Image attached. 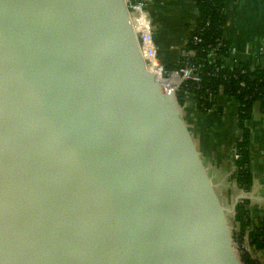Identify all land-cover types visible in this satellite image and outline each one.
<instances>
[{
  "label": "water",
  "instance_id": "95a60500",
  "mask_svg": "<svg viewBox=\"0 0 264 264\" xmlns=\"http://www.w3.org/2000/svg\"><path fill=\"white\" fill-rule=\"evenodd\" d=\"M140 36L126 0H0V264H234Z\"/></svg>",
  "mask_w": 264,
  "mask_h": 264
},
{
  "label": "crops",
  "instance_id": "0c3cea01",
  "mask_svg": "<svg viewBox=\"0 0 264 264\" xmlns=\"http://www.w3.org/2000/svg\"><path fill=\"white\" fill-rule=\"evenodd\" d=\"M148 11L154 24L160 62L168 67L179 63L199 18L196 0H151ZM225 15L223 42L229 46L230 56L223 60L224 66L232 69L250 62L264 70V56L260 55L264 47V0H225ZM171 81L177 83L178 76H173ZM189 98L190 104L196 108L195 100ZM227 102L229 111L225 107ZM182 117L190 134L200 137L199 156L202 163H208L210 177H207L218 202L221 196H227L224 202L229 199L237 209L238 204L247 201L252 223L263 220L264 112L260 103L255 105L252 118L246 124L250 132V167L253 175V186L249 191L243 190L237 182V146L243 135L238 123V102L224 95L215 98L214 108L206 114L209 122L201 118L196 122L185 114ZM224 212L226 217L235 215V210L232 213L228 210ZM260 254L264 261V251Z\"/></svg>",
  "mask_w": 264,
  "mask_h": 264
},
{
  "label": "trees",
  "instance_id": "16d2710c",
  "mask_svg": "<svg viewBox=\"0 0 264 264\" xmlns=\"http://www.w3.org/2000/svg\"><path fill=\"white\" fill-rule=\"evenodd\" d=\"M197 8L199 18L196 28L185 48V53L195 52L196 56L190 58L183 55L179 63L168 69L180 70L188 63L198 69L201 81H185L176 91L175 98L183 108L185 97H192L197 110L203 114H208L214 108L215 98L219 95L238 102L239 127L243 135L237 146V182L243 190L249 191L253 175L250 167V132L246 124L252 118L257 103H260L264 112V70L250 62L232 69L224 66L223 60L230 56L229 46L223 42L225 0H197ZM195 37L202 39V42L196 43ZM214 48L219 49L220 59L211 62L208 53ZM247 206V201L238 204L234 225L228 223L221 228L228 243L226 256L234 264H264L253 259L245 249L249 243L256 250L264 251V219L253 224Z\"/></svg>",
  "mask_w": 264,
  "mask_h": 264
},
{
  "label": "built area",
  "instance_id": "2783aa9c",
  "mask_svg": "<svg viewBox=\"0 0 264 264\" xmlns=\"http://www.w3.org/2000/svg\"><path fill=\"white\" fill-rule=\"evenodd\" d=\"M150 2H151V0H126L127 8H128L130 15H132V13L138 12L139 14L144 15L145 18L147 17L149 20L147 29L145 30V27H146V24H145V25L141 26L143 28H141L139 30L138 26L134 23V21H132L131 16H130V19L132 21V25H133L135 32L140 33V35H141L140 39H139V45H140L142 56L144 57V59L147 63L148 69H150L149 64L152 61V59H149L148 55L153 54V58L159 63L158 68L161 70V73L166 78H172L173 76H178L179 81L176 84V86L172 90H170V91L168 90L169 93L175 94L176 91L178 90V88L185 81L200 82L201 81L200 74H199V71L197 68H195L194 66H192L188 63H186L185 66L180 70H172L169 72L168 70L165 69V67L162 65V63L159 62L160 60L158 61L159 58H158L157 48L155 45L154 30H153V26H152V22H151V17H150L149 11H148V6H149ZM194 40L196 43L202 42V39H200L198 37H195ZM229 51H230V48H229ZM184 55H186L190 58H194L196 56V53L195 52H188V53L184 52ZM260 55L264 56V47L261 49ZM208 58L211 62L218 61L220 59L219 49L218 48L212 49L208 53ZM151 73H153V72H151ZM237 157H238V155H237ZM234 223H235V221H234ZM245 249H246L247 253L253 259L257 260L259 263H264V261L260 258L261 257L260 252H263V251L256 250L249 243L246 244Z\"/></svg>",
  "mask_w": 264,
  "mask_h": 264
},
{
  "label": "rangeland",
  "instance_id": "374dc122",
  "mask_svg": "<svg viewBox=\"0 0 264 264\" xmlns=\"http://www.w3.org/2000/svg\"><path fill=\"white\" fill-rule=\"evenodd\" d=\"M196 5H197V0H196ZM154 23H155V22H154ZM153 25H154V24H153V21H152V26H153ZM191 29H192V28H191ZM189 38H190V36H189ZM188 41H189V39H188ZM155 43L158 45V41H157L156 36H155ZM184 51H185V49H184ZM183 54H184V52H183ZM164 67H165V69L168 70L169 72L171 71V70L168 69V66L165 65ZM221 96H222V95H221ZM221 96H217L216 99H219ZM221 99H223V98H221ZM221 99H220V100H221ZM225 107L228 108V111H229V102H227V103L225 104ZM182 110H183L182 114H185V115H187V116L192 117L193 119H195L196 122H198L200 118H201V120H207L208 122L210 121V118L206 117V114H203V113L199 112V111L197 110V108L194 107V105L190 104V98H189V96H186V97H185V104H184ZM231 111H232V110H231ZM201 114H202V115H205V116H202ZM228 117H229V116H228ZM238 123H239V122H238ZM239 128H240V127H239ZM190 139H191V143H192V146H193V148H194L196 154L199 155V152H198V146H200V145H199V144H200V137H199V138H196V137H194L193 135H191V138H190ZM202 164H203V166H205V168H206L205 173L209 176V173H208V163L205 162V163H202ZM209 177H210V176H209ZM252 186H253V184H252ZM224 198L226 199L227 196H221V197L219 198L220 203H218V204L216 205V208H217L219 211H221V210H223V211H224V210H228V211H230L231 213L234 212V210H235V215H234V217H228V216H227V220L229 221V223L232 224V225H234V221H235V217H236V209H235V208H236V204H235V205H232L233 202H229V199H227V200H228L227 202H224Z\"/></svg>",
  "mask_w": 264,
  "mask_h": 264
},
{
  "label": "bare ground",
  "instance_id": "6f19581e",
  "mask_svg": "<svg viewBox=\"0 0 264 264\" xmlns=\"http://www.w3.org/2000/svg\"><path fill=\"white\" fill-rule=\"evenodd\" d=\"M131 16V19L132 21H134V23L138 26V29L140 30L141 26L145 25L146 24V27H145V30L147 29L148 27V18L144 17V15H141L139 14L138 12H135V13H132ZM147 16V15H146ZM147 22V23H146ZM149 59H152L151 63L149 64L150 65V71L153 72L154 74H156V76L158 77L160 83H162L163 85H165L167 87V89L169 90H172L176 84L178 83H173L171 81V78H166L162 73H161V70L158 68L159 66V63L153 58V54L151 55H148ZM159 61V59H158ZM160 62V61H159ZM163 65V64H162ZM169 90V91H170Z\"/></svg>",
  "mask_w": 264,
  "mask_h": 264
}]
</instances>
